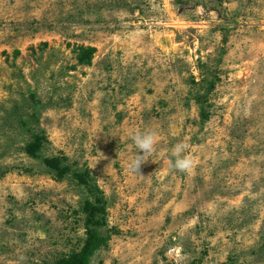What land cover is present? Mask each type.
Listing matches in <instances>:
<instances>
[{"label": "rangeland", "instance_id": "rangeland-1", "mask_svg": "<svg viewBox=\"0 0 264 264\" xmlns=\"http://www.w3.org/2000/svg\"><path fill=\"white\" fill-rule=\"evenodd\" d=\"M149 128L142 177L126 164ZM73 172L105 200L90 264H264V0H0V264L80 249L92 196Z\"/></svg>", "mask_w": 264, "mask_h": 264}, {"label": "trees", "instance_id": "trees-1", "mask_svg": "<svg viewBox=\"0 0 264 264\" xmlns=\"http://www.w3.org/2000/svg\"><path fill=\"white\" fill-rule=\"evenodd\" d=\"M95 49L92 47H78L76 53L77 64L80 66H89L91 64ZM21 125L25 121H19ZM31 141L24 146L23 152L31 158H39V150L43 145V135H30ZM63 159L44 158L42 163L47 168L48 172L58 179L70 172V168L62 164ZM73 177L88 188V192L92 196L91 199H85L81 207L80 213L84 216V233L82 245L77 252H73L67 256L55 260L51 264H90L91 258L95 252L106 244L108 236H103L101 228L107 225V215L105 200L101 196L98 187L91 182L90 176L78 172L72 173Z\"/></svg>", "mask_w": 264, "mask_h": 264}, {"label": "clouds", "instance_id": "clouds-1", "mask_svg": "<svg viewBox=\"0 0 264 264\" xmlns=\"http://www.w3.org/2000/svg\"><path fill=\"white\" fill-rule=\"evenodd\" d=\"M130 138L138 151L128 160L126 167L132 174L142 176L140 174L141 166L148 161L147 157L155 151V146L158 143V133L149 128L144 131H134ZM187 152L188 145L184 142H179L173 146L171 154L174 160L170 163L175 170L184 173H190L193 170L196 161Z\"/></svg>", "mask_w": 264, "mask_h": 264}]
</instances>
